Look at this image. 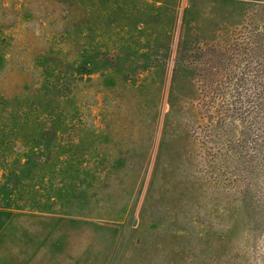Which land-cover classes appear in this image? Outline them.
I'll use <instances>...</instances> for the list:
<instances>
[{"label": "rangeland", "instance_id": "obj_1", "mask_svg": "<svg viewBox=\"0 0 264 264\" xmlns=\"http://www.w3.org/2000/svg\"><path fill=\"white\" fill-rule=\"evenodd\" d=\"M0 264H264V0H0Z\"/></svg>", "mask_w": 264, "mask_h": 264}]
</instances>
